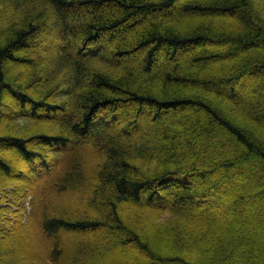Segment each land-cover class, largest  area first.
Masks as SVG:
<instances>
[{
	"label": "trees",
	"instance_id": "1",
	"mask_svg": "<svg viewBox=\"0 0 264 264\" xmlns=\"http://www.w3.org/2000/svg\"><path fill=\"white\" fill-rule=\"evenodd\" d=\"M261 2L0 0V193L24 192L17 160L63 164L54 197L80 190L81 215L32 209L36 264H82L98 240L147 256L127 264H264ZM0 230V264H22Z\"/></svg>",
	"mask_w": 264,
	"mask_h": 264
},
{
	"label": "rangeland",
	"instance_id": "2",
	"mask_svg": "<svg viewBox=\"0 0 264 264\" xmlns=\"http://www.w3.org/2000/svg\"><path fill=\"white\" fill-rule=\"evenodd\" d=\"M262 6H263V2ZM264 8V6H263ZM55 43H53L52 45H54ZM214 45V44H211ZM210 45V46H211ZM52 47V46H51ZM48 49V47H47ZM160 72V68L156 70V72ZM6 155L5 156H10V158L12 159V161L15 164V159L12 157V150H10L9 148L6 149ZM93 156V155H92ZM91 158V157H90ZM18 164V165H17ZM23 164V162L21 163V161L16 162V164L14 165L15 167H17V170L19 171H24V175L22 174V177L24 179H26V183L22 180V179H17V184L18 186L22 187L24 189V192L22 193L21 190L18 188V192L22 195H19L18 197L12 195L10 192H2L0 193V216L2 217V219L4 220V222H0V224L4 227V228H14V231H18V233H16V235L14 234H10L8 235V240H16V242H18L20 244V250L18 251V253H23L22 256V264H36L37 262L34 261L35 256L32 255V253H30V251L32 250L30 246L27 247L29 240L32 239H36L39 235V232L37 231V228L39 227V224L37 225V222L35 224V222H33L34 219V212L32 211V209L35 207V205H37V203L41 202V205H47L49 206V210L50 211L51 207L54 205L52 201H59L61 202V207H70V209H75V211L78 212L79 215L82 214V211L78 208H75L76 206H79V200L78 198L72 196L73 194L75 195L77 192H80V190H72V191H67V192H71L72 195L70 194V198L69 197H63L66 195H63V198H59V197H54V191H52L55 188V179L56 177H58V175L60 174V172L62 171V169H64L63 164H61L60 168L59 165H55V167L53 169L49 171H46L44 174L42 172V175H38V172L36 173V169H34V171L28 169L27 167L30 164H23L21 167L20 165ZM86 164V163H85ZM88 164V162H87ZM53 167V166H52ZM87 167V165H85V168ZM59 168V169H58ZM18 176H16L17 178ZM32 178V179H31ZM31 179V180H30ZM51 179V180H50ZM35 181V183H33ZM33 183V184H32ZM15 184V183H14ZM29 184L30 187H34L32 188L34 192H32L30 190V187H27L26 185ZM11 189V188H10ZM8 190V189H7ZM10 191V190H9ZM29 192L33 193V196L30 195ZM65 192V193H67ZM79 194V193H77ZM167 200H170V197H167ZM50 202V203H49ZM59 206V207H60ZM82 208V207H80ZM56 209V206H55ZM43 213V212H42ZM162 220V218H160L158 221ZM18 223H22L23 227L18 226ZM35 226H34V224ZM146 223V222H145ZM16 227V228H15ZM98 233H89V237L92 239L93 236L98 235V236H105L106 232L103 229H98L97 230ZM1 233H3V231L0 230ZM93 235V236H92ZM19 237V238H18ZM32 237V239H31ZM40 239H43V241L45 242V246L48 247V245H50L52 243L51 237L49 238L47 235H44V237H40ZM63 239L65 240L64 244L65 245V253H70L71 251V235L70 233H65L63 235ZM95 239V238H94ZM97 244L94 245V252L92 254V258L91 256H88L89 259H84L83 257L80 259V263L82 264H117L119 261L127 264L128 263V259L129 258H138L141 262L146 261L147 260V256L138 250L137 247H135L134 245H129L126 246L124 250H114V249H110L109 250V254L106 255L107 257L102 258L100 253L104 254V250L102 248V242L100 240H98V242H96ZM36 246H39L38 244ZM12 252L15 250L14 248L11 249ZM101 261L96 263L95 261Z\"/></svg>",
	"mask_w": 264,
	"mask_h": 264
}]
</instances>
